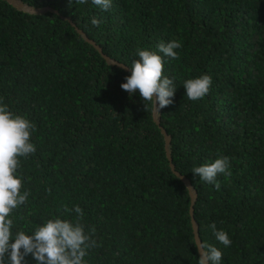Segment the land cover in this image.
Wrapping results in <instances>:
<instances>
[{
  "label": "trees",
  "instance_id": "1",
  "mask_svg": "<svg viewBox=\"0 0 264 264\" xmlns=\"http://www.w3.org/2000/svg\"><path fill=\"white\" fill-rule=\"evenodd\" d=\"M21 1L59 14L0 0V97L36 125L37 151L19 169L31 195L13 213L14 231L74 219L62 208L79 205L99 245L86 264H198L192 200L170 167L165 130L176 170L198 194L201 241L223 252L221 264H264V0H112L108 11L91 0ZM77 28L128 68L137 49L182 42L164 66L177 90L159 124L138 91L121 88L131 72L108 64ZM204 74L209 94L189 100L184 81ZM221 156L232 175L219 174L216 190L192 169Z\"/></svg>",
  "mask_w": 264,
  "mask_h": 264
},
{
  "label": "clouds",
  "instance_id": "2",
  "mask_svg": "<svg viewBox=\"0 0 264 264\" xmlns=\"http://www.w3.org/2000/svg\"><path fill=\"white\" fill-rule=\"evenodd\" d=\"M77 4H87L89 0H75ZM102 11L112 7V0H91ZM91 23L99 27L103 20L93 17ZM183 47L182 42L172 40L161 41L156 50L137 49L131 66V75L125 77L121 88L134 96L139 92L144 101L146 111H152L159 116L160 111L174 103L176 85L173 78L164 75V66L168 59H179L176 51ZM213 79L204 74L197 78L187 79L183 83L186 97L191 101H198L209 94ZM36 125L25 115H19L10 110L0 97V264H27L26 258L31 256L37 264H86L85 257L89 250L98 247L94 239L95 228L86 226L84 212L77 205L68 208L64 205L62 212L75 213L74 219L59 216L48 219L42 225H37L30 233L16 230L13 213L25 205L30 190H23L24 176L19 171L20 158L27 159L37 151L32 142V133ZM192 173L200 181L220 189L216 179L219 174L227 177L230 171V158L221 156L212 163H205L193 167ZM176 178H179L176 176ZM194 191L191 185L186 186V194ZM216 240L224 247L232 243L224 230H217L216 223L208 225ZM193 245L199 252L198 264H221L223 252L216 246L201 242L197 235Z\"/></svg>",
  "mask_w": 264,
  "mask_h": 264
},
{
  "label": "water",
  "instance_id": "3",
  "mask_svg": "<svg viewBox=\"0 0 264 264\" xmlns=\"http://www.w3.org/2000/svg\"><path fill=\"white\" fill-rule=\"evenodd\" d=\"M2 1L7 2L8 4L12 5L14 8H16L19 11H23V12L28 13V14H31V15H40V14H44L46 12H52V13L59 14V12L57 10H55L54 8L44 7V8L37 9V8H34V7L30 6L27 3H24L21 0H2ZM63 18H65L70 23H72V20L70 18H68V17H63ZM77 31L83 37V39L85 41H87L88 43H90L91 45H93L102 54V56L108 62V64L113 65V66H119V67L125 69L126 71L131 72L130 68H128L126 65H124V64H122V63H120V62L112 59L111 57L105 55L104 52H103L102 47L100 45H98L94 40L90 39L83 30L77 28ZM154 117H155V121L157 122V124H159V116H157V115L154 114ZM162 133H163V135H165V140H166V144H167V147H166L167 157H168V159L170 161V167L172 169V172L177 177H179L181 179V181L183 183H185L186 186H188V185H191L192 186L191 181L187 177L181 175L176 170L175 165L172 162L171 154H170V151H169V146H170V143H171V136H169L166 133L165 130H162ZM189 194H190V197H191V200H192V205H191V208H190V215H191V222H192V226H193V230H194V236L197 235L198 239H200V236H199V226H198L197 221H196L195 216H194V205H195V201L197 200L198 194H197V192H196L195 189H194L193 192H191ZM200 241H201V239H200Z\"/></svg>",
  "mask_w": 264,
  "mask_h": 264
}]
</instances>
